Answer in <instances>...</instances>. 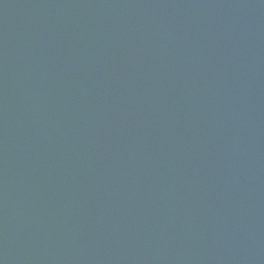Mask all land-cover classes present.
<instances>
[{
    "label": "water",
    "instance_id": "obj_1",
    "mask_svg": "<svg viewBox=\"0 0 264 264\" xmlns=\"http://www.w3.org/2000/svg\"><path fill=\"white\" fill-rule=\"evenodd\" d=\"M0 264H264V0H0Z\"/></svg>",
    "mask_w": 264,
    "mask_h": 264
}]
</instances>
